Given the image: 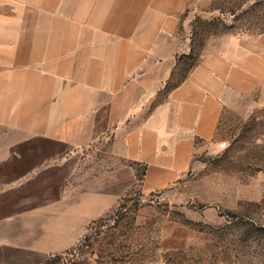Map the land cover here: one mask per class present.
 Returning a JSON list of instances; mask_svg holds the SVG:
<instances>
[{
    "label": "crops",
    "instance_id": "1",
    "mask_svg": "<svg viewBox=\"0 0 264 264\" xmlns=\"http://www.w3.org/2000/svg\"><path fill=\"white\" fill-rule=\"evenodd\" d=\"M189 0H0V264L71 249L138 182L181 180L217 136L231 95L260 92L264 34L211 38L188 78L154 104L177 65ZM125 164L88 178L104 140Z\"/></svg>",
    "mask_w": 264,
    "mask_h": 264
},
{
    "label": "rangeland",
    "instance_id": "2",
    "mask_svg": "<svg viewBox=\"0 0 264 264\" xmlns=\"http://www.w3.org/2000/svg\"><path fill=\"white\" fill-rule=\"evenodd\" d=\"M178 18V63L154 104L190 74L211 38L264 34V0H189ZM261 96L231 95L217 136L200 143L191 170L173 185L143 194L137 166V184L52 264H264ZM123 164L106 139L84 151L78 173L91 178Z\"/></svg>",
    "mask_w": 264,
    "mask_h": 264
},
{
    "label": "trees",
    "instance_id": "3",
    "mask_svg": "<svg viewBox=\"0 0 264 264\" xmlns=\"http://www.w3.org/2000/svg\"><path fill=\"white\" fill-rule=\"evenodd\" d=\"M191 53L193 54V53H194V50H192ZM178 58H179V57H178ZM178 58H177V63H178ZM198 64H199V63H198ZM198 64H197V65H198ZM197 65H196V66H197ZM196 66H195V67H196ZM195 67H194V68H195ZM194 68H193V69H194ZM172 76H173V73H172ZM172 76H171V78H172ZM188 76H189V75H188ZM188 76H187L182 82H184V81L188 78ZM171 78L169 79V81L171 80ZM169 81H168V83H169ZM182 82H181V83H182ZM181 83H180V84H181ZM180 84H178V85H180ZM178 85H177V86H178ZM177 86H175V87H177ZM175 87H174V88H175ZM145 174H146V169H145V167H143V173L141 174V177L139 178V181H140V182L143 181V178H144ZM122 199H123V198H122ZM102 220H103V219H102V217H101V218H99V219H97V220L91 222V223L87 226L86 230H90V228H92V226L101 223ZM85 239H86V238H85ZM85 239H84V240H85ZM82 241H83V240H81L80 243H81ZM75 250H76V248L73 247V248H71V249H69V250L63 252V253L60 254V255L52 256V257L48 258L43 264H52V263L54 262L55 259H56V260H59V259H61L64 255H69L70 253L74 252Z\"/></svg>",
    "mask_w": 264,
    "mask_h": 264
},
{
    "label": "built area",
    "instance_id": "4",
    "mask_svg": "<svg viewBox=\"0 0 264 264\" xmlns=\"http://www.w3.org/2000/svg\"><path fill=\"white\" fill-rule=\"evenodd\" d=\"M222 147H224L225 145H221Z\"/></svg>",
    "mask_w": 264,
    "mask_h": 264
}]
</instances>
